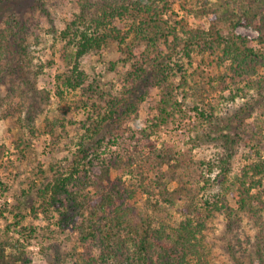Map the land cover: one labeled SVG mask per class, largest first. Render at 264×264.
<instances>
[{
  "label": "trees",
  "instance_id": "trees-1",
  "mask_svg": "<svg viewBox=\"0 0 264 264\" xmlns=\"http://www.w3.org/2000/svg\"><path fill=\"white\" fill-rule=\"evenodd\" d=\"M23 1L0 0V85L18 74L34 90L43 73L32 57L38 19L50 18V0L19 8ZM172 2L76 0L77 12L58 35L62 65L55 94L64 102L66 93L78 91L74 108L87 113L82 132L75 151L39 168L38 180L22 191L25 199L14 205L13 221L0 229V264L32 262L28 246L41 235L33 223L24 224L22 207L33 217L41 214L47 229L51 223L74 238L72 257L79 261L73 264H264V247L253 254L247 246L255 241L264 246V0H182V17L174 14ZM240 26L257 35L237 33ZM112 45L114 61L104 55ZM88 57L93 60L85 69ZM213 67L214 74L203 71ZM118 68L126 84L113 95L106 75L118 74ZM172 77L190 90L181 91V103ZM229 84L235 88L229 100L244 102L226 117L207 99ZM153 88L162 93L159 124L191 98L194 128L202 132L189 139L187 150L155 142L152 130L126 142L121 124L137 122L139 106ZM3 98L0 119L10 124L16 111L2 107ZM25 125L53 142L65 133L58 119L41 130L29 127L35 126L29 117ZM25 142L22 134L15 140L22 158ZM202 145L212 149L209 159L193 155ZM240 147L247 150L245 163L233 172ZM2 156L0 147V168ZM219 228L229 237L222 252L215 242Z\"/></svg>",
  "mask_w": 264,
  "mask_h": 264
},
{
  "label": "rangeland",
  "instance_id": "rangeland-1",
  "mask_svg": "<svg viewBox=\"0 0 264 264\" xmlns=\"http://www.w3.org/2000/svg\"><path fill=\"white\" fill-rule=\"evenodd\" d=\"M185 1L189 3V0ZM32 2L33 0H24L18 7L26 8ZM181 2L182 0H173L172 2L173 12L178 17L185 15L181 9ZM76 5V0H50L47 3L50 18L46 19L43 16H39L38 20L41 23L36 31V45L32 57L36 65L43 67V73L37 77L34 90H31L33 88L25 87L21 82L22 80L18 78V74L12 78V82L7 77L4 84L0 85V97H4V100H1L3 103L2 107L16 111L10 124L0 119V147L3 151L1 159L3 167L0 168V229H3L8 223L13 221L14 212L12 210L14 205L18 200L25 199L21 193L28 188L29 182L38 180L36 177L38 169H45L53 161L62 160L65 156L75 151L76 141L82 132L80 130L81 122L87 113L84 109L74 108V104L79 98L78 91L66 93V103L63 100L60 101L55 94V75L62 65L59 57L61 43L58 35L64 24L77 12ZM2 26L3 24L0 23V28ZM236 32L248 38L257 35L255 30L242 26L238 27ZM7 50L6 57L8 59L6 61L10 62L14 56L10 47ZM104 55L107 59L114 61L118 56L116 46L112 45L106 49ZM198 59V57L195 59L194 66L198 64ZM91 60L93 58L88 57L83 61L86 64L85 69L89 67ZM14 63H16V59H14ZM98 66L101 67V64ZM216 70L217 68L215 67L210 70L207 68L203 69L204 72L210 74H214ZM120 72L118 68V74L109 73L106 75L107 79L112 83L111 92L113 95L119 94L122 91V86L126 84L123 73L120 75ZM171 79L173 85L177 86L175 87L176 95H178L177 100L181 103V91L190 92V90L188 87L181 86L178 77H172ZM234 89V86L229 84L224 91H215L207 99L217 108V112L221 116H230L244 102L243 97L229 100L228 97H230ZM161 94L160 89H151L146 100L139 106L137 122L134 123L132 121L133 118H130V120L121 124L122 130H124V137H127L126 142L128 143L129 137L134 136L139 139L142 136V131L149 132L152 130L150 138L155 142L159 144L165 142L172 144L177 149L187 150L190 147L188 144L189 139L195 137L196 134L200 135L202 132L199 128H194L197 122L195 113L191 110V98L188 97L184 102L185 104L182 103L181 112H175L173 118H169L165 123L159 124L156 116L158 115ZM28 117L31 119V124L35 125H29L32 130H41L47 121L51 122L58 119L63 122L65 133L60 130L62 138L60 141L56 140L54 142L47 134H40L38 131L36 134H31L25 125ZM69 120L74 121V124H70ZM252 120V118H248L246 122L250 123ZM153 124L156 127L152 128ZM19 134H22V139L28 145L24 150L25 158L17 155L15 140L19 138ZM131 142H133V139ZM112 148L117 149V146ZM192 153L198 159H209L212 157V149L204 145L195 148ZM245 153H247L245 147L237 149L233 172H239L245 163L243 158ZM262 157L264 158V149L262 150ZM21 212L26 215L24 224L33 223L41 235V237L34 238L28 246L31 264H73V262L79 261L77 256L72 257V255H75L73 254L74 238L67 239L65 237L66 234H61L58 228L51 223L48 224L47 229V221L41 214L33 217L30 214V210L24 207H22ZM255 232L251 231L248 234L254 235ZM215 233L217 236L215 242H217L219 247L217 251L222 252L223 249L227 248L229 237L220 228ZM72 236L74 237V235ZM255 240L256 238L252 242ZM251 245H254V247H251ZM251 245L248 244L247 246H249L248 249L253 254L258 250H263L262 247H264L262 243L259 244L256 241ZM76 251L83 252L81 247H77ZM97 254V248L94 247L92 255ZM224 258H227L226 254Z\"/></svg>",
  "mask_w": 264,
  "mask_h": 264
}]
</instances>
